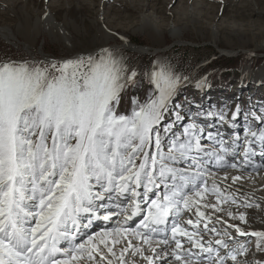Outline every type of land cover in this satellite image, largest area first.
<instances>
[{
	"label": "snow or ice",
	"instance_id": "obj_1",
	"mask_svg": "<svg viewBox=\"0 0 264 264\" xmlns=\"http://www.w3.org/2000/svg\"><path fill=\"white\" fill-rule=\"evenodd\" d=\"M122 80L110 53L44 67L0 64V264H136L135 257L146 264H238L247 254L227 230L209 227L208 209L252 207L237 203L221 187L228 176L209 166L248 168L254 143L264 155V130L247 129V147L239 134L228 144L196 123L177 136L165 118L180 78L154 72V96L118 115ZM241 152L242 161L224 158ZM241 179L233 176L231 184ZM106 201L119 211H108ZM185 212L195 219L182 222ZM226 214L247 222L243 213ZM96 221L115 227L92 233ZM228 227L255 237L264 251V231ZM209 233L213 240H205Z\"/></svg>",
	"mask_w": 264,
	"mask_h": 264
},
{
	"label": "rangeland",
	"instance_id": "obj_2",
	"mask_svg": "<svg viewBox=\"0 0 264 264\" xmlns=\"http://www.w3.org/2000/svg\"><path fill=\"white\" fill-rule=\"evenodd\" d=\"M200 1L199 4L201 5L196 7L194 5L196 3L195 0H160V2L159 0H138L136 8H131L128 3L120 0H16V4L13 5L16 16L10 14L5 7H0V26H8L15 31L16 24L22 22L19 16L22 12L31 19V17L43 13V8L49 7L48 9L53 11L52 13L57 17L58 21L64 22L67 20L69 23L74 22L73 25L67 26L70 45H66L61 41L53 42L48 35L42 32L32 42H28L30 52H27L23 49V43L25 42L23 38L19 37L16 40H12V42H5L0 37V64L13 62L18 64L20 61H24L30 67H44L50 64L60 65L64 62L81 58L87 59V56H78L91 52L97 46L98 39H100L98 29L102 22L101 17H103L104 25L114 33L130 40L131 43L137 46L150 47L149 49H161L163 51L161 54L164 61L163 69L180 78V83L169 108V115L165 118L166 124L174 122L172 131L177 136H180L184 129L189 124H192L190 122L192 120L193 123L205 129L206 132H211L214 135L219 133L220 135L217 136L218 140L223 139L228 144H231L226 138L228 132L225 129V121H228L230 124L228 125L231 127L234 124H239V128L236 126L238 128L236 134H239L241 141H243L244 133L247 129L252 127V130L255 129L254 131L259 132V127H261L264 130V121L258 119L259 117H264V82L252 88L251 77V84L244 87L247 88V93H244L243 89L240 90L241 88H238L240 86L238 79L242 75V71L243 73L256 71L257 67L258 70L264 65V0ZM129 2L132 1L129 0ZM143 4L151 8L142 12ZM78 7L80 8L78 9ZM140 14L146 16L149 14L158 23L163 30V38L154 41L148 33L132 35V30L139 23ZM172 25H178L180 29H185L182 36H180L181 41H173L166 34L165 28ZM24 30L28 31V26H25ZM212 33H217L220 36L215 42L216 45L214 44L216 47L208 44ZM119 42L121 40H115V43ZM221 49L235 50V52L229 54L221 52ZM146 55H155L154 60L157 57L156 54L139 55L126 50L122 53L123 59L125 58L123 65L125 69L122 74L128 78L131 73L135 72L136 76L134 80L127 81L125 88L120 93V103L116 107L118 115L130 114L134 107V102L144 103L155 94V89L150 84L154 60L148 76L152 92H138V90L135 92L133 88L135 80L143 78L144 71L142 66L145 62L143 57ZM237 56H245L246 58L244 59L246 60L235 72L233 68L226 66L224 62ZM53 60L54 62H52ZM218 63L222 64L221 68L223 67V69H221L220 75L214 76L213 72L218 67ZM249 65L251 66L250 68H248ZM244 85L242 84V86ZM238 109L239 115L237 119L233 120V116L237 114ZM177 114L181 117L180 120L176 119ZM221 114L225 117L224 120L219 119ZM191 115L193 116L190 117ZM252 115L255 118L257 117L258 124L252 122ZM180 122H182V126H176V123ZM231 136L230 133L229 137ZM241 141L240 143L242 144ZM202 143L209 147L213 145L208 140L202 141ZM259 147L258 145L255 148L256 151L261 149ZM208 150L210 151V149ZM229 156L225 155L224 158L228 160ZM260 156L264 159V155L260 154ZM231 157L233 158V156ZM177 167L183 168L182 165ZM229 170L230 168L218 171L225 172ZM249 173L253 174L254 171H249ZM241 195L236 197L237 203L243 204L247 201L252 207L242 206L237 208L230 203L226 204V206L223 205V208H229L237 216L240 212L246 216V223L239 220L241 223H236V221V224L232 225L242 224L244 230L249 233L264 231V220L260 216V213H262L261 205L253 199H247L246 196ZM229 209L218 212L217 217L223 221L222 216H225L224 213H227ZM247 212L251 213L250 217L247 216ZM220 214L221 216H219ZM217 217H212L213 222H217ZM189 218L195 219L191 212L183 213L182 222H186ZM218 223L226 228H229L228 225L231 224L230 222ZM96 231H98V227H95L92 233ZM229 231L236 235V237H233L245 243L244 237H239L234 228L229 229ZM212 235L207 234L205 239L213 240L215 236ZM248 237L249 240L245 244L248 247L247 253L253 260L250 261V258H247L240 261H244L242 264H264V251L257 250L255 237ZM221 254H224L223 250H221ZM240 258L241 256H238V260Z\"/></svg>",
	"mask_w": 264,
	"mask_h": 264
},
{
	"label": "bare ground",
	"instance_id": "obj_3",
	"mask_svg": "<svg viewBox=\"0 0 264 264\" xmlns=\"http://www.w3.org/2000/svg\"><path fill=\"white\" fill-rule=\"evenodd\" d=\"M105 1H108V0H105ZM120 1L125 2V3H128V5L131 8H134L136 5H138V0H131L132 2H129V0H120ZM195 1H196V3L194 5L196 7H198V6L201 5V4H199V1L200 0H195ZM159 2H160V0H159ZM14 4H16V0H0V7H5L10 14H12L13 16H16V12L13 9V5ZM59 5L61 6V4H59ZM56 6H57V4H56ZM142 6H144L142 8V12L145 11V10L147 11L148 9L151 8L150 6H147L145 4H143ZM48 8L49 7L43 8V11H44L43 13H41L38 16L31 17V19H30V17H27L22 12V14L19 15L21 17V19H22V22H20V23L18 22L16 24L15 31H13L12 29H10V27H8V26H4V25L3 26H0V37L5 42H12V40H16L19 37L23 38L25 40V42L23 43V49H24V51H27V52H30V47H29L28 42H32V40L35 39V37L41 35L42 32L45 33L46 35H48L53 40V42L61 41V42L65 43L66 45H70V37H69L68 30H67V26H69L71 24L73 25L74 22L69 23L67 20H65L64 22L58 21L57 20V17H55L53 15V13H52L53 11H51ZM79 8L80 7H78V9ZM71 14H73V13L71 12ZM147 15L148 16H146V15H141L140 16V20H139V23H138L137 27L134 28L132 30V32H131L132 35H137V34H140L141 35V34L148 33L150 36H152V38L154 39V41H156L159 38H163V30L159 27L158 23L153 18H151L149 16V14H147ZM192 16H193V14H192ZM101 18H102V20H101L102 22H101L100 27L98 29V33H100V39H98L97 46L91 52H89L87 54H84L85 56L92 57L95 60V59H98L99 58V55L100 54H103V55L107 56V54L110 53L111 54V59L116 62V65L121 70V74H122L123 71H124V69H125L123 67V65H124V59H125V58L123 59V57H122L123 51L126 50V51H130V52H134V53L139 54V55H142V54H156L157 57L154 60V63L152 64L151 76H152V74L154 72L159 71L160 69H163L164 61L162 59L163 56H161V54L163 52V51H161V49H156V48L149 49L150 47H147V46L141 47V46H137L134 43H131L130 40H127L126 38L122 37L121 35H118L117 33H114L113 31H111L106 25H104V21H103L104 18L103 17H101ZM25 26H28V31L26 30L27 33L24 30V27ZM76 29H77V27H76ZM85 29H86V27H85ZM165 30H166V34L173 41H181L180 36H182V33H183V31L185 29H180L178 27V25H172V26L166 27ZM219 37L220 36L217 33H212L210 35V38L211 39H210V41H209L208 44H212V45L215 44L216 45L215 42L217 41V39ZM118 39L121 40V42L115 43V40H118ZM153 51H155V52H153ZM221 52H226V53H229L230 54V53H234L235 50H231L230 51V50H222L221 49ZM18 64H25V62L24 61H20V63H18ZM257 68H256V71H247L246 73H243V71H242V75L238 79V81L240 82V86H238V88H241L240 90L243 89L244 90V93H247V91H248L247 88H244V87H247V85L251 84L250 83L251 77H252V81H251L252 82V85H251L252 88L253 87H257V86L261 85L264 82V65L262 67H260L258 70H257ZM122 76H123V80L121 82L122 83H125V85H126L127 84V81H128V78L125 77L123 74H122ZM151 76H150V79H151ZM241 78H243V79H241ZM150 84L155 89V85L153 83H151V82H150ZM242 84H245V85L242 86ZM155 93H156V89H155ZM228 124H229L228 121H226L225 122V126H229L230 125V124L229 125ZM234 132L236 134L237 133V130L236 131H231V129H229V131H228V134H227V137L226 138H228V141L230 143H232L233 139L235 138ZM230 133L232 135L231 137H229ZM242 146L243 147H246L247 145H243L242 144ZM256 146L258 147V145H256ZM206 147L208 149H210V151H211L214 147L217 148L218 146L212 145L211 147H209L207 145ZM253 147L255 148L254 145H253ZM239 150H240L239 148L236 149L237 152H239ZM260 150H257L256 151V154L254 156H252V158H251V164L246 169H241V170L230 169L229 171L223 172V171H218L220 169L216 168L215 165H210L209 167H210V170L212 169L211 171L217 172L218 175H219V177H223L225 175L228 176V178H229L228 181L225 182L224 184H222L221 187L222 188L227 187L228 188V192L231 193V194H233L235 196V198L237 196H239V195L242 194L241 196H246L247 199L251 198L254 201H256L259 205H261V207H262L261 212L262 213H260V216H262V219L264 220V159L260 156ZM233 158L230 155L229 156V159L227 161L232 162L234 159H238V160H241L242 161L244 159L242 152L240 153V155H239L238 158H234V159ZM249 171H251V172L254 171V173L253 174H250ZM233 176H241L242 179L240 181H238L236 184H231V178ZM228 185H231V187H228ZM208 199L212 203L215 202L214 197L209 196ZM106 203H108V201H106ZM108 205L114 207V209L112 211H110V212H118L119 209L114 206L113 202L112 203H108ZM224 206H226V204H224ZM228 209L229 208H227L225 210H228ZM206 211L209 212L212 215V217L213 216L214 217H217L218 216V212H216V213L213 214L211 209H208ZM224 215L225 216H222V218L224 219L223 221L230 222L231 225L232 224H236L238 222L241 223L238 219L233 220V219L229 218L226 213H224ZM250 215H251V213L249 212L247 216L250 217ZM219 216H221V214ZM119 219H121V217H119V216H114L113 217V220H119ZM213 221L214 220H212V223L213 224H209V227L215 226L218 230H221L222 232L226 229L231 234V236H235L236 237L235 234H233L231 231H229V229H231V228L222 227V226H220L221 224H219L218 222H213ZM133 222L134 221H130L129 222V225H132ZM238 225L242 229H244V227H243L242 224H238ZM95 227H98V231L95 232V233H98L100 231L105 230V228L115 227V224L109 225L108 222H104V221L96 222L94 224L93 228L91 229L92 231L91 230L90 231L93 232V229ZM209 234L210 235L213 234L215 236L214 233H209ZM248 240H249V237L248 236L244 237L245 243ZM119 247L120 246L117 245V249H119ZM216 247H219V246H216ZM158 251H159V248H158ZM146 254L147 255H151V253H148V252H146ZM247 258H250L248 253L246 255H242L241 258L238 260V264H242V262H244V261H240L241 259L245 260ZM129 259H133V258L129 257ZM134 259L136 260V264H146V261L142 260L139 257H135ZM252 260L253 259L250 258V261H252ZM231 263H232L231 261L228 262V264H231ZM160 264H162V262H160Z\"/></svg>",
	"mask_w": 264,
	"mask_h": 264
},
{
	"label": "trees",
	"instance_id": "obj_4",
	"mask_svg": "<svg viewBox=\"0 0 264 264\" xmlns=\"http://www.w3.org/2000/svg\"><path fill=\"white\" fill-rule=\"evenodd\" d=\"M143 58L145 60V62L143 63V66H142L143 71H144V74L142 75L143 78L136 79L134 84H133V88H134L135 92H136V90H138V92L143 91V92H149L150 93V92H152V87L148 82V76H149L151 64L155 58V55H151V56L146 55ZM244 58H246V57L245 56H237V57H234L232 60L225 61L224 63L226 66L233 68L234 71L235 70L237 71L238 67L241 66V64H243L245 62L246 59H244ZM221 66H222V64L218 63V67L215 68V70L213 72L214 76H218L221 74V72H222L221 69H223V67L221 68ZM143 86H144V88H143Z\"/></svg>",
	"mask_w": 264,
	"mask_h": 264
},
{
	"label": "water",
	"instance_id": "obj_5",
	"mask_svg": "<svg viewBox=\"0 0 264 264\" xmlns=\"http://www.w3.org/2000/svg\"><path fill=\"white\" fill-rule=\"evenodd\" d=\"M141 47H144V46H141ZM85 55H79L78 57H84ZM57 61H61V60H57ZM54 62V61H52Z\"/></svg>",
	"mask_w": 264,
	"mask_h": 264
}]
</instances>
